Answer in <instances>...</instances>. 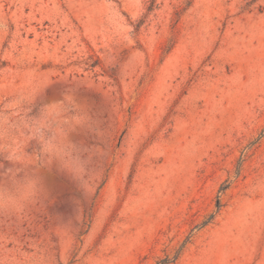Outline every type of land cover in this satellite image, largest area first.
I'll return each mask as SVG.
<instances>
[{
	"label": "rangeland",
	"instance_id": "374dc122",
	"mask_svg": "<svg viewBox=\"0 0 264 264\" xmlns=\"http://www.w3.org/2000/svg\"><path fill=\"white\" fill-rule=\"evenodd\" d=\"M0 264H264V0H0Z\"/></svg>",
	"mask_w": 264,
	"mask_h": 264
}]
</instances>
